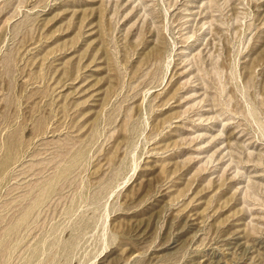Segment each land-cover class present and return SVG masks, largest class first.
I'll return each mask as SVG.
<instances>
[{"label": "rangeland", "instance_id": "1", "mask_svg": "<svg viewBox=\"0 0 264 264\" xmlns=\"http://www.w3.org/2000/svg\"><path fill=\"white\" fill-rule=\"evenodd\" d=\"M0 264H264V0H0Z\"/></svg>", "mask_w": 264, "mask_h": 264}]
</instances>
